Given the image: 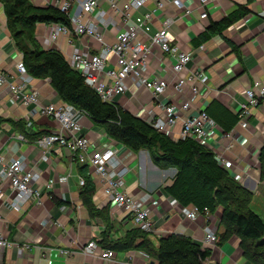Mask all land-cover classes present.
Segmentation results:
<instances>
[{"label": "crops", "instance_id": "obj_1", "mask_svg": "<svg viewBox=\"0 0 264 264\" xmlns=\"http://www.w3.org/2000/svg\"><path fill=\"white\" fill-rule=\"evenodd\" d=\"M183 4L193 11L190 16L185 17L183 11L168 5L164 11L156 12L152 22L145 25V35L140 40L149 43V37L162 28L163 21L172 20L169 31L172 42L182 50L193 53L189 69L204 70L208 81L207 87H201L202 96L193 98L191 112L198 114L206 111L217 123L218 127L210 137L208 148L219 161L231 164L228 172L232 178L254 193L251 209L264 220V181L260 180L258 160L264 145V103L252 109L247 130L239 127L246 90L256 81H264V0H213L206 8L208 18L204 20L199 18L203 9L199 8L195 0H183ZM34 5L45 7L44 2ZM100 7L110 10L106 0L100 1ZM154 9L155 5L149 4L146 9L134 13V20L137 23L143 22L146 10ZM109 14L117 21L111 11ZM221 23H228L224 31L211 30V26ZM51 28L49 24L36 26V39L45 50L43 42ZM103 34L108 44L115 42V29L103 30ZM204 34L206 41L201 39ZM74 43L79 49L94 54L100 48L92 40L76 38ZM202 44L206 47L204 51L198 49ZM53 47L59 49L69 61L73 48L67 43L66 37H62ZM21 60L23 55L8 31L4 7L0 3V69L6 75L16 76V65ZM148 72L160 78L171 76L170 66L159 49H155L149 61ZM31 85L40 93L44 105L62 103L48 79L34 78ZM30 91L28 89L26 93ZM174 98L178 104L192 97L186 93ZM21 102L20 97L13 96L6 88H0V153L7 159L18 156L27 158L30 167L40 174L38 186L41 188L49 179L59 176H68V183L64 186L56 185L52 192L44 195L43 204L39 206L29 198H23L18 205L15 200L19 199L9 184L0 180V191L4 195L0 202V230L13 243L30 248L22 256L18 254L17 248L0 255V264H109L85 256L81 249L92 239L100 247L124 239L134 229L132 222L109 205L103 197L100 181L94 179L90 170L78 164L72 155L59 148L47 153L36 147L35 141L53 133L56 124L41 115L28 119V110ZM116 103L144 121L149 120L150 112L154 115L159 113L153 95L145 89H137L130 81L127 83V92L118 97ZM233 118H238L237 122L232 123ZM78 121L84 134L96 145L112 140L106 137L101 125L94 124L83 113L79 114ZM224 129L235 131L234 139H227ZM176 132H180V126ZM16 134L26 137L27 142L14 139L13 135ZM129 164L131 171L126 179L127 192L142 200L152 211L156 232L150 234V240L154 247H158L161 237L174 233L190 237L202 249H209L204 244L205 217L190 221L186 217L190 207L184 208L174 203L165 192V188L174 180L176 170L159 169L153 164L147 150L134 153ZM82 178L94 186L92 201L88 205L82 196ZM221 215L222 208L211 215V223L218 237ZM59 249L74 251L70 257H63ZM210 250L211 259L216 264H234L240 252L239 240L232 237L228 242ZM116 253L117 260L125 264H157L140 250ZM239 262L245 261L239 259Z\"/></svg>", "mask_w": 264, "mask_h": 264}, {"label": "built area", "instance_id": "obj_2", "mask_svg": "<svg viewBox=\"0 0 264 264\" xmlns=\"http://www.w3.org/2000/svg\"><path fill=\"white\" fill-rule=\"evenodd\" d=\"M100 1L31 0L33 4L44 2L45 7L58 8L69 20V25L49 24L52 28L43 42L46 50L61 52L53 46L57 45L62 37H66L67 43L73 48L68 61L71 68L81 74L85 84L96 91L103 102L116 103L118 97L127 92V83L130 81L137 89L150 92L158 103L159 113L154 115L150 112L151 117L146 121L147 123L173 140L191 139L209 147L210 137L218 127L217 123L206 111L198 114L191 112L193 98L202 96L201 87L208 85L205 71L189 69L193 61V53L182 50L172 42L169 31L173 22L170 19L163 21L162 28L149 37V43L140 40L145 35V25L152 22L156 12L164 11L168 5L183 11L185 17L190 16L193 11L184 6L183 0H106L109 11L114 14L116 21L110 16L109 11L100 7ZM195 1L199 8L203 9L199 18L207 19L206 8L213 0ZM151 3L155 5V9L146 10L143 22L137 23L134 20V13L146 9ZM109 28L116 30L113 44H108L103 34V30H109ZM76 38L94 41L100 46L98 52L94 54L79 49L74 43ZM155 49H159L169 64L171 76L160 78L148 72V64L155 54ZM198 49L204 51L206 47L202 44ZM16 69V76L6 75L0 69V88H6L13 96L21 98L22 105L28 110V119L41 115L56 124V130L53 133L44 135L35 141L36 147L47 153L59 148L72 155L78 164L90 170V175L94 179L100 181L103 197L109 205L121 212V216L129 218L134 229L154 234L156 223L152 211L142 200L127 192L126 179L131 171L129 162L134 157V152L107 134L106 137L112 140L96 145L84 134L83 127L78 121L79 114L86 115L84 112L64 102L44 105L40 93L32 88L31 83L34 78L28 74L23 60L17 63ZM28 89L31 91L26 93ZM186 93L192 98L177 104L178 101H175L174 97L176 95L182 97ZM262 103H264V81H256L245 92V102L241 106L239 116L241 129L247 130L250 127L251 111ZM178 126H180V132H176ZM234 134L235 131H231L225 133V136L232 140L235 137ZM13 138L27 142L23 135L16 134ZM217 160L219 161L218 158ZM219 164L227 170L231 168V164L224 160H220ZM0 180L9 184L11 191L19 199V201L15 200L18 205L23 198H29L42 206L44 195L52 192L56 185H67L68 176L51 178L41 188L38 186L40 185V174L30 167L27 158L18 156L7 159L0 153ZM85 183V179H80L81 187L85 186ZM3 198L4 195L0 191V202ZM169 198L178 204L174 199ZM211 215L208 208L201 210L197 207H190L186 217L193 222L200 217H205L207 223L204 244L209 249H215L219 237L216 228L211 223L213 218ZM15 248L18 249L20 256L30 249L27 245L19 246L13 243L0 230V255ZM73 251L59 249L58 252L60 256L70 257ZM81 252L85 256L109 264L116 262L125 264L117 260L115 251L100 247L95 239L89 241ZM204 264L216 263L210 257Z\"/></svg>", "mask_w": 264, "mask_h": 264}, {"label": "trees", "instance_id": "obj_3", "mask_svg": "<svg viewBox=\"0 0 264 264\" xmlns=\"http://www.w3.org/2000/svg\"><path fill=\"white\" fill-rule=\"evenodd\" d=\"M0 3L4 7L8 31L22 53L31 77L48 79L62 102L84 112L94 124L101 125L108 136L130 151L147 150L159 169H175L174 180L165 188L166 194L184 208H208L212 214L222 208L218 245L236 237L241 255L247 262L264 264V220L251 209L254 193L220 166L211 149L191 139L173 140L117 103L103 102L97 92L85 84L81 74L71 68L61 52L41 47L36 39L38 24L69 25L68 17L58 8L37 7L31 0H0ZM227 25L217 24L211 26V30L222 32ZM201 39L206 41V35ZM237 120L233 118L232 123ZM258 160L263 182L264 145ZM85 182L82 196L88 205L92 201L94 186L87 179ZM102 248L116 252L140 250L157 264H204L212 256V250L202 249L192 238L174 233L161 237L155 248L150 234L137 229L128 232L120 241L102 245Z\"/></svg>", "mask_w": 264, "mask_h": 264}, {"label": "rangeland", "instance_id": "obj_4", "mask_svg": "<svg viewBox=\"0 0 264 264\" xmlns=\"http://www.w3.org/2000/svg\"><path fill=\"white\" fill-rule=\"evenodd\" d=\"M27 93H29V92H27ZM263 192H264V190H263ZM259 200H262V198L259 197ZM255 210H257V209L255 208ZM236 258H237L238 260L235 261L234 264H250V263L247 262L243 257H241L240 252H239V254L237 255ZM239 259H242V260H244L245 262H244V263H240V262H239Z\"/></svg>", "mask_w": 264, "mask_h": 264}, {"label": "water", "instance_id": "obj_5", "mask_svg": "<svg viewBox=\"0 0 264 264\" xmlns=\"http://www.w3.org/2000/svg\"><path fill=\"white\" fill-rule=\"evenodd\" d=\"M153 264V263H152Z\"/></svg>", "mask_w": 264, "mask_h": 264}]
</instances>
